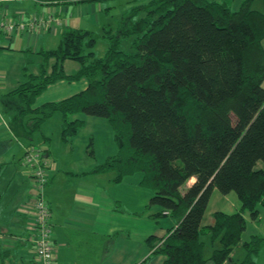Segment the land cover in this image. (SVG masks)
I'll return each instance as SVG.
<instances>
[{
  "label": "trees",
  "instance_id": "trees-1",
  "mask_svg": "<svg viewBox=\"0 0 264 264\" xmlns=\"http://www.w3.org/2000/svg\"><path fill=\"white\" fill-rule=\"evenodd\" d=\"M253 1L237 7L229 0L132 5L116 26L102 27L101 57L93 50L95 32L68 29L55 49L40 51L37 74L25 73L24 82L0 96L11 129L20 127L27 137L56 113L63 141L84 126L78 115L107 121L117 152L91 172L113 171L114 181L139 175V185L151 193L147 206L177 221L151 245L165 257L162 264H255L264 240L252 236L243 244L244 259L231 257L245 228L242 210L255 219L257 204L264 206V169L255 167L264 164V14L251 9ZM65 60L77 63L74 73L64 72ZM80 79L87 82L84 90L35 106L48 85ZM213 189L236 193L241 210L215 211L213 224L203 226ZM202 234L220 242L208 259ZM9 254L0 246V264Z\"/></svg>",
  "mask_w": 264,
  "mask_h": 264
},
{
  "label": "crops",
  "instance_id": "crops-1",
  "mask_svg": "<svg viewBox=\"0 0 264 264\" xmlns=\"http://www.w3.org/2000/svg\"><path fill=\"white\" fill-rule=\"evenodd\" d=\"M3 8L8 9L12 18L23 16L27 19L33 14L45 17L50 14L60 21L59 25L51 23L50 26L38 31L16 33L19 34L18 39L15 37L16 34L6 39L0 33V51L3 50L0 54L11 55L14 52H20L24 59L21 63L24 62L27 65L24 70L30 64L31 66L36 64L37 69L34 68L33 72H29L32 74H37L43 63L40 51L55 49L66 30L84 29L101 33L103 26L110 25L109 22L103 21V24L99 26V16L103 9L98 6V1L76 3L75 0H0V10ZM75 11L78 12L77 15ZM84 14L90 17L82 19ZM75 19L81 20V24ZM94 24L95 28H90ZM17 40L20 48L16 50L10 48ZM27 52H29L28 56H26ZM31 55L36 57L32 59ZM54 61L50 59L45 64L47 72L51 71ZM77 68L75 69L74 65L72 73ZM1 70L4 73V69ZM84 81L85 84L79 91L69 94L70 92L64 89L56 97L46 93L50 90L49 87L54 86V83L48 85L35 99V106L45 102L59 101L84 90L87 86L85 79ZM64 82L75 83V81L65 80L56 83ZM21 83L17 78H8L7 75L1 74L0 96ZM44 92L46 94L41 97ZM60 93H67V95L59 96ZM54 116L59 125V128L56 126L58 134H53L50 129L45 128V120L39 131L27 137L22 134L20 127L16 128L17 133L13 132L9 124L11 113L4 112L0 103V246L10 251L3 264H36L26 229L28 219L19 212V206L32 193L31 181L27 180L28 170L20 162L28 144L43 146L45 155L51 161L44 192L51 211V239L55 247L54 264H162L165 257L155 252V246L151 247V245L156 242L158 244L162 237L176 227L177 221L160 207L147 206L151 193L139 185V175L114 181L115 173L112 178L102 177L104 173L111 171L102 172L103 174L92 173L91 171L104 161L96 164L94 155L91 157L89 154L88 145L85 143L76 145L75 136L68 141H63L61 115L56 113L47 120ZM10 138L12 139L9 140ZM6 141L9 142L5 143ZM129 178L132 179L129 183L138 185V188H141L138 192L143 195L139 196L133 210L127 209L128 201H123L128 198V195L118 199L117 195L110 193V187L102 185L105 181L117 184ZM9 188L14 189L7 195ZM145 216L147 221L144 220ZM212 224L213 218L204 222L203 216V226ZM137 230L138 233H136ZM203 238H210V234H202L200 236L202 242Z\"/></svg>",
  "mask_w": 264,
  "mask_h": 264
},
{
  "label": "rangeland",
  "instance_id": "rangeland-1",
  "mask_svg": "<svg viewBox=\"0 0 264 264\" xmlns=\"http://www.w3.org/2000/svg\"><path fill=\"white\" fill-rule=\"evenodd\" d=\"M148 0H99L98 1V6L103 9L100 13V21H99V26H101V24H103L102 22L104 21L105 23H108L111 26H116L118 24V20H120L121 16L126 13L129 8L132 5L135 4H140V3H145ZM242 0H234L232 2V0H229L231 6H235L237 7L240 2ZM251 9L253 10H257L261 13L264 14V0H254L252 5H251ZM5 10V8L0 10V18L2 17V12ZM8 10V9H6ZM92 13V12H90ZM78 12L75 11V15H77ZM91 15V14H89ZM95 16V15H94ZM7 17L9 19H12V16H10V14L7 11ZM77 17V16H76ZM79 17V16H78ZM90 16H87L86 14L83 15V18H89ZM13 21V19H12ZM76 22H79V24H81V20L79 19H75ZM98 24V23H97ZM90 28H95V24L91 25ZM95 35L99 36V38L97 37V42L96 45L94 46L93 50L96 56L101 57L105 50H106V42L104 40H102L101 37V33L95 32ZM16 39H18L19 34L15 35ZM18 40L11 45L10 48L12 49H19L20 45L17 44ZM128 44L129 42H125L123 43V49L124 50H128ZM263 44V48H264V39L262 41ZM0 52H3V50H1ZM29 55V52L26 53V56ZM32 59H34L36 56L35 55H31ZM22 61H24L22 55L20 54V52H14L11 55L8 54H0V75H7L8 78H17V80H19V82L21 83L26 76L24 75V73H29V72H33V69L36 68V64H34V66H31L32 64L29 65V67L27 69L24 70V68L27 67V65ZM75 65V69L76 67H78L77 63L75 61H69L66 60L63 62V69L65 73H69L72 74V68ZM65 66V67H64ZM23 67V68H22ZM1 69H4V73H2L3 71ZM37 71V70H36ZM38 72V71H37ZM71 72V73H70ZM24 78H23V76ZM85 81L84 79H82L81 81H78L75 83H71V84H67L66 82L64 83H54V86L49 87L47 90L48 92H46L48 95L50 96H57V94L59 92H62L64 89H67L68 92H70L69 94H72L74 92H77L80 90V88L82 86H84ZM263 87H264V81L262 83ZM45 92L42 94L41 97H43V95L46 94ZM65 94V95H63ZM63 94H59V96H66L67 93H63ZM53 97V98H55ZM41 99V98H40ZM39 101V100H38ZM77 117H82L84 119V126L82 128H80L75 136L76 138V145L79 143H85V144H89L90 148L93 149V155H94V160L97 163H101L103 161H105V159L116 153L117 148H118V143L117 141L114 139V135L107 123V121L103 118H98V117H94V116H83V115H78ZM45 128L50 129L51 133L53 134H58V129L59 125L57 123V118L56 116H54L53 118L46 120L45 121ZM57 126V127H56ZM12 138H10L9 140H11ZM9 141H6L5 143H8ZM32 147H36L39 146L37 144H32ZM75 155H77V152H75ZM20 162L22 164V166L25 168L24 165V161L23 158L20 159ZM256 168H261L264 169V164L262 162H257L256 163ZM103 174V173H102ZM114 176V172H109V173H104L102 175V177L105 178H112ZM136 177V175H135ZM29 178H27L28 180ZM132 179L129 178V180L127 179H123L121 183H114V184H110L107 183L108 181L102 182L104 187H110V193L113 195H117L118 199H121L122 196H127L128 198L124 199L123 201H128L129 203L126 205L127 209L129 210H133L135 209L136 206V202L137 199H139V196H143L140 192V187L138 188V185H135L134 183H129V181H131ZM128 181V182H126ZM194 181V179H191L187 185L191 184ZM28 183H30L28 181ZM13 185V184H11ZM16 187V186H15ZM14 187V188H15ZM31 187V184H30ZM11 188V187H10ZM8 189L9 191L7 192V195L12 192V189ZM32 189V188H31ZM22 192V189L20 190ZM33 191V189L31 190V192ZM135 193L138 195H135ZM131 200V201H130ZM131 203V204H130ZM156 206V205H152ZM159 207V206H156ZM241 210V203L236 195V193L234 192H230L226 195L221 194L220 192H218L216 189H213L210 199H209V203L207 205V209L205 211L204 214V222H207V220L209 221V219H212V214L215 211H222L225 213H233V212H237ZM256 210H257V217L255 219H252L250 217V213L248 210H242V216L245 220V228L241 234V238H240V242L237 246H235L233 248L231 257L233 259H237L239 261H242L245 257V250L243 249V244L244 242H248L252 236H257L259 238H263L264 239V206L261 203H258L256 206ZM146 215V213H145ZM145 221H147V218L145 216L144 218ZM134 232V231H133ZM136 233H138V230L136 231ZM204 242V249H203V256L205 258H209L212 251L218 247H220V242L216 240L211 241L210 238L207 239H202ZM52 245L54 247V244L52 242ZM55 249V247H54ZM253 260L255 262V264H264V240L261 241V244L259 246V249L257 251V254H255V256L253 257Z\"/></svg>",
  "mask_w": 264,
  "mask_h": 264
},
{
  "label": "built area",
  "instance_id": "built-area-1",
  "mask_svg": "<svg viewBox=\"0 0 264 264\" xmlns=\"http://www.w3.org/2000/svg\"><path fill=\"white\" fill-rule=\"evenodd\" d=\"M21 15V14H20ZM13 19V21H12ZM9 19L7 10L2 12L0 18V33L6 39L12 38L16 33L38 31L46 26L59 25L58 18L48 14L45 16L33 14L27 19L23 16ZM43 146L26 147L23 161L28 170V178L33 185L32 193L19 206V212L27 217L26 229L29 233L34 261L36 264H54L55 250L52 245L51 211L45 199V186L48 182V171L51 161L45 155Z\"/></svg>",
  "mask_w": 264,
  "mask_h": 264
}]
</instances>
